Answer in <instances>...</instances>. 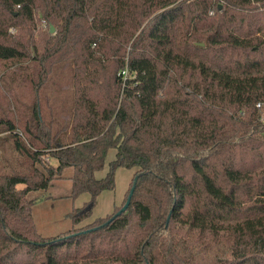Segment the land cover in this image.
I'll return each mask as SVG.
<instances>
[{"label": "trees", "instance_id": "1", "mask_svg": "<svg viewBox=\"0 0 264 264\" xmlns=\"http://www.w3.org/2000/svg\"><path fill=\"white\" fill-rule=\"evenodd\" d=\"M2 23L23 31L0 38V58L28 60L34 97L0 87V143L27 166L0 172V264H264V0H0V37ZM62 62L68 120L40 101ZM66 166L71 196L90 194L66 213L73 225L118 166H136L129 189L140 173L119 214L127 195L108 216L43 236L27 193Z\"/></svg>", "mask_w": 264, "mask_h": 264}, {"label": "rangeland", "instance_id": "2", "mask_svg": "<svg viewBox=\"0 0 264 264\" xmlns=\"http://www.w3.org/2000/svg\"><path fill=\"white\" fill-rule=\"evenodd\" d=\"M36 12L35 20L30 24L29 34L32 40L38 39L39 32L46 29L44 22ZM54 27V26H53ZM4 30L2 40L8 38H19L23 31L18 26H7L2 23ZM56 28L50 33H54ZM32 51V50H31ZM30 51V52H31ZM25 59H1L0 58V87L6 95L15 94L23 103L29 102L34 97V90L30 85L28 74L30 68L25 66L28 64ZM71 69L70 65L62 62L56 65L54 72L50 74V79L45 87L40 90V101L44 114H49V107L46 101L51 105V110L57 116L64 120H68L66 108L72 101L73 87L70 83ZM13 89L12 91H10ZM3 94V91H1ZM260 118L261 111L259 110ZM115 147H110L107 151L104 165L101 169L95 171V176L104 177L109 169V163L115 156ZM53 164L57 163L55 158H47ZM41 167L40 164H38ZM27 166L23 157L14 149L10 140H3L0 143V172H10L12 170L26 171ZM136 166L124 167L118 166L114 172L115 185L112 189H103L97 196L91 214L73 225L66 213L75 206L82 205L90 198L87 191L81 192L76 197L71 196V174L72 167L66 166L60 177L51 179L46 188H40L30 191L27 196L34 200L32 205V215L37 231L43 236H51L67 231L72 226L80 227L92 222L98 217L110 215L116 207L120 206L124 201ZM23 184L19 183L18 187Z\"/></svg>", "mask_w": 264, "mask_h": 264}, {"label": "water", "instance_id": "3", "mask_svg": "<svg viewBox=\"0 0 264 264\" xmlns=\"http://www.w3.org/2000/svg\"><path fill=\"white\" fill-rule=\"evenodd\" d=\"M53 30H54V27L52 25H50V32H52ZM139 173L135 174V176H134L133 183H132V185H131V187L129 189V192L127 194V198H126L125 202L122 204V206L118 210H116L114 212L113 216L119 214L121 211H123V210H125L127 208L128 204L130 202V199H131V196H132V193H133V190H134V187H135V183H136V180L138 178ZM169 215H170V212L168 213V215L166 217V223L168 221Z\"/></svg>", "mask_w": 264, "mask_h": 264}, {"label": "built area", "instance_id": "4", "mask_svg": "<svg viewBox=\"0 0 264 264\" xmlns=\"http://www.w3.org/2000/svg\"><path fill=\"white\" fill-rule=\"evenodd\" d=\"M128 70L127 69H123L122 71H121V74H122V76L123 77H126L127 75H128ZM255 106L259 109V110H261V118L262 119H264V101L263 100H258V101H256L255 102Z\"/></svg>", "mask_w": 264, "mask_h": 264}, {"label": "crops", "instance_id": "5", "mask_svg": "<svg viewBox=\"0 0 264 264\" xmlns=\"http://www.w3.org/2000/svg\"><path fill=\"white\" fill-rule=\"evenodd\" d=\"M31 191H32V190H31ZM29 192H30V191H28V193H29ZM28 193H27V194H28Z\"/></svg>", "mask_w": 264, "mask_h": 264}]
</instances>
